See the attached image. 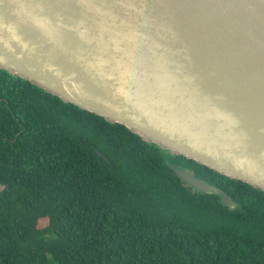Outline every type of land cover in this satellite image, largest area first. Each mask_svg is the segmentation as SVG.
Masks as SVG:
<instances>
[{
  "label": "water",
  "instance_id": "95a60500",
  "mask_svg": "<svg viewBox=\"0 0 264 264\" xmlns=\"http://www.w3.org/2000/svg\"><path fill=\"white\" fill-rule=\"evenodd\" d=\"M0 68L264 192V0H0Z\"/></svg>",
  "mask_w": 264,
  "mask_h": 264
},
{
  "label": "trees",
  "instance_id": "16d2710c",
  "mask_svg": "<svg viewBox=\"0 0 264 264\" xmlns=\"http://www.w3.org/2000/svg\"><path fill=\"white\" fill-rule=\"evenodd\" d=\"M0 264H264V192L0 68Z\"/></svg>",
  "mask_w": 264,
  "mask_h": 264
},
{
  "label": "rangeland",
  "instance_id": "374dc122",
  "mask_svg": "<svg viewBox=\"0 0 264 264\" xmlns=\"http://www.w3.org/2000/svg\"><path fill=\"white\" fill-rule=\"evenodd\" d=\"M47 224L46 220L45 219H42L38 222V226L39 227H44L45 225Z\"/></svg>",
  "mask_w": 264,
  "mask_h": 264
}]
</instances>
